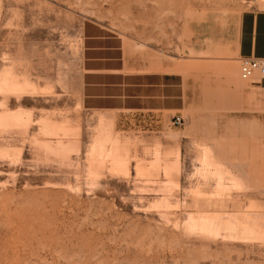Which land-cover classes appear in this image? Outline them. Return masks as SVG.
<instances>
[{"label": "rangeland", "instance_id": "374dc122", "mask_svg": "<svg viewBox=\"0 0 264 264\" xmlns=\"http://www.w3.org/2000/svg\"><path fill=\"white\" fill-rule=\"evenodd\" d=\"M247 10L264 0H0V264H264V77L243 79L237 53ZM87 18L176 74L181 125L82 108Z\"/></svg>", "mask_w": 264, "mask_h": 264}, {"label": "crops", "instance_id": "0c3cea01", "mask_svg": "<svg viewBox=\"0 0 264 264\" xmlns=\"http://www.w3.org/2000/svg\"><path fill=\"white\" fill-rule=\"evenodd\" d=\"M237 53L240 57L264 56V10L242 14ZM175 75L148 69L140 59L131 58L118 31L93 18L83 22L80 98L85 111L111 116L115 125H125L129 117L141 126L168 123L182 97Z\"/></svg>", "mask_w": 264, "mask_h": 264}, {"label": "built area", "instance_id": "2783aa9c", "mask_svg": "<svg viewBox=\"0 0 264 264\" xmlns=\"http://www.w3.org/2000/svg\"><path fill=\"white\" fill-rule=\"evenodd\" d=\"M256 72L264 77V57H257L253 55L243 56L241 58L240 75L243 79L251 78ZM183 118L175 116L174 124L181 125Z\"/></svg>", "mask_w": 264, "mask_h": 264}, {"label": "bare ground", "instance_id": "6f19581e", "mask_svg": "<svg viewBox=\"0 0 264 264\" xmlns=\"http://www.w3.org/2000/svg\"><path fill=\"white\" fill-rule=\"evenodd\" d=\"M5 80H7V79H5ZM5 80H4V81H5ZM14 117H15V116H14ZM14 117H13V118H14ZM16 120H17V118H16ZM245 230H246V229H245ZM247 230H248V229H247Z\"/></svg>", "mask_w": 264, "mask_h": 264}]
</instances>
